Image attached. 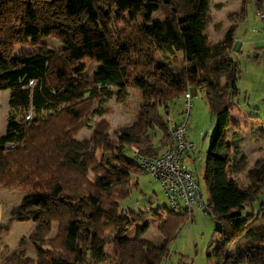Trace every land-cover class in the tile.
I'll use <instances>...</instances> for the list:
<instances>
[{"label":"trees","instance_id":"1","mask_svg":"<svg viewBox=\"0 0 264 264\" xmlns=\"http://www.w3.org/2000/svg\"><path fill=\"white\" fill-rule=\"evenodd\" d=\"M251 1L241 2L240 11L231 15L237 22L211 44L206 34L209 0H188L187 12L180 0H0V91H8L0 145H15L0 148V189L27 193L17 222L36 226L47 239L56 226L40 262L21 249L8 264H102L106 246L112 247L117 264H160L192 214L158 208L154 215H165L158 228L165 247L143 239L149 228L147 213L125 216L118 208L129 197L130 177L143 172L124 152L148 158L162 153L169 137L164 116L188 85L204 91L215 118L203 180L207 214L222 232L217 233L216 254L208 252L207 257H215L217 264H264V208L257 218L242 216L264 188V160L247 169L246 156L228 136L240 96L239 65L229 53ZM262 1H255L257 11ZM156 13L161 17L154 20ZM137 16L142 22L132 23ZM45 39H57L63 47L50 48ZM28 42L37 49L14 56L15 48ZM176 53H181L183 67L170 71L162 58ZM81 62L95 67L90 75ZM130 88L139 90L142 108L136 123L114 141L109 123L101 118L104 105L113 97L124 102ZM95 118L91 146L82 156L90 181L66 163L60 146L90 128ZM150 130L160 133L158 146ZM244 172L247 187L240 188L231 177ZM134 224L135 237L128 239L124 233ZM241 238L248 241L246 247L237 245L229 253L230 242Z\"/></svg>","mask_w":264,"mask_h":264},{"label":"rangeland","instance_id":"2","mask_svg":"<svg viewBox=\"0 0 264 264\" xmlns=\"http://www.w3.org/2000/svg\"><path fill=\"white\" fill-rule=\"evenodd\" d=\"M243 0H209V23L206 26V34L211 44L217 43L224 31L233 23L237 22L234 13L240 11ZM255 1L252 0L246 7V18L244 22L238 24L236 31V46L230 50L229 57L233 63L239 65L237 87L240 96L236 98L237 106L231 114L233 125L231 129L235 131L234 139L239 143L240 150L248 157V167L252 168L264 159V23L257 17ZM181 8L184 12L189 10L188 0H180ZM127 18V16H124ZM159 14H152V19H159ZM142 17L137 16L130 21L134 24L142 22ZM218 25V29L215 27ZM48 47L61 49L63 45L57 39H45ZM37 48L18 46L14 50V56L28 53ZM170 71H178L183 67L181 53L174 56L168 55L162 58ZM85 74L90 75L94 66L87 62H81ZM222 77L218 78V84L223 85ZM191 98V120L189 127L184 131V137L193 145V149L184 154L182 165L195 176L198 177L199 191L203 201L206 200L207 191L203 180V164L206 151L210 144L211 137L215 130V118L211 115L205 93L201 89L190 86ZM7 99L8 91H0V136L4 133L7 120ZM142 108V100L139 90L128 89V97L124 102H118L115 97L110 99L105 105V114L101 117L105 119L111 130L109 134L112 140L117 141L122 131L137 121ZM185 110L184 97L176 100L170 109V115L164 116L169 127L178 124L183 119ZM99 118L90 122V128L80 132L74 139L64 143L60 149L66 152V163L84 172L88 179H93L89 169L83 164L82 156L89 151L91 146V128ZM149 135L152 143L158 146L161 136L158 131L150 130ZM125 156L132 157V152L126 150ZM100 157V153H97ZM260 161V162H259ZM231 178L245 188L247 185L246 173L234 175ZM131 190L129 197L118 204L119 212L125 216L130 213H147L145 222L149 224L148 230L142 238L152 242L156 246L164 249L165 240L160 235L159 217L154 215L158 208H171L170 202L162 186L146 172H138L130 177ZM27 193L18 189H0V210L2 213V226L0 229V264H8L11 258L19 251L24 250L26 256L40 262L43 252L48 249V239L56 233V226L52 227L49 238H44L40 230L30 224L17 222L15 216L21 213L22 203L28 198ZM182 206V204H181ZM191 220L185 223L177 237L166 247L168 253L160 264H217L215 257H207V253L216 254L215 247L219 242V235L214 230V222L211 215H203L195 204H191ZM261 208H264V188L260 192L256 201L250 207L242 210V216L247 219L257 218ZM161 217H165L162 215ZM262 223L258 221L257 224ZM134 224L125 233L128 238H134L136 228ZM108 235L107 239H111ZM213 244L208 248L209 242ZM248 241L241 238L237 243L230 242L227 247L229 253H235V246L245 248ZM38 245V247L36 246ZM256 248L255 243L250 244ZM254 251V249H253ZM105 260L102 264H117L111 246L104 249Z\"/></svg>","mask_w":264,"mask_h":264},{"label":"built area","instance_id":"3","mask_svg":"<svg viewBox=\"0 0 264 264\" xmlns=\"http://www.w3.org/2000/svg\"><path fill=\"white\" fill-rule=\"evenodd\" d=\"M257 17L264 23V0ZM190 86L184 93L185 110L183 119L180 123L169 127L168 144L162 153L154 158L141 157L135 151L132 157L137 162L139 169L153 177L163 188L171 209L176 213H191V204H195L203 215L207 214V207L203 201L191 171L182 165V159L185 153L193 149V145L184 137V131L189 127L191 120V92ZM30 117V114H28ZM3 149H13L14 144L6 143ZM182 204V206H181ZM2 214L0 210V229L2 226Z\"/></svg>","mask_w":264,"mask_h":264},{"label":"crops","instance_id":"4","mask_svg":"<svg viewBox=\"0 0 264 264\" xmlns=\"http://www.w3.org/2000/svg\"><path fill=\"white\" fill-rule=\"evenodd\" d=\"M232 120V119H231ZM235 131L233 130V129H231V130H228V136H229V139H231V141H233V143L234 144H236V145H238L239 146V143L234 139V136H235ZM239 148H240V146H239ZM241 151V150H240ZM245 156H246V160H247V163H248V157H247V155L243 152V150L241 151ZM262 160H264V159H262ZM261 160V161H262ZM260 162V161H259ZM237 175H240V174H236V176ZM233 179V178H232ZM234 180V179H233ZM247 187V185H245V188ZM2 214V213H1ZM160 218H165V217H159V219ZM159 226H160V220H159ZM159 228V227H158ZM124 236H125V233H124ZM126 238H128V236H125ZM128 239H132V238H128Z\"/></svg>","mask_w":264,"mask_h":264},{"label":"water","instance_id":"5","mask_svg":"<svg viewBox=\"0 0 264 264\" xmlns=\"http://www.w3.org/2000/svg\"><path fill=\"white\" fill-rule=\"evenodd\" d=\"M237 44L235 43L234 46H236ZM214 230L216 233L220 234L222 232V229H221V225L219 222H215L214 223Z\"/></svg>","mask_w":264,"mask_h":264}]
</instances>
